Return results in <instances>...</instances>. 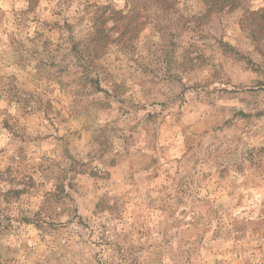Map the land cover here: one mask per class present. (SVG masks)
Wrapping results in <instances>:
<instances>
[{"label": "clouds", "instance_id": "clouds-1", "mask_svg": "<svg viewBox=\"0 0 264 264\" xmlns=\"http://www.w3.org/2000/svg\"><path fill=\"white\" fill-rule=\"evenodd\" d=\"M0 264H264V0H0Z\"/></svg>", "mask_w": 264, "mask_h": 264}]
</instances>
